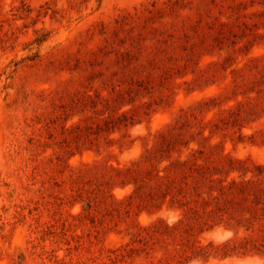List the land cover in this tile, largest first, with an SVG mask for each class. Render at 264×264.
Masks as SVG:
<instances>
[{"label":"rangeland","instance_id":"1","mask_svg":"<svg viewBox=\"0 0 264 264\" xmlns=\"http://www.w3.org/2000/svg\"><path fill=\"white\" fill-rule=\"evenodd\" d=\"M260 163L264 0H0V264H261L148 227Z\"/></svg>","mask_w":264,"mask_h":264},{"label":"trees","instance_id":"2","mask_svg":"<svg viewBox=\"0 0 264 264\" xmlns=\"http://www.w3.org/2000/svg\"><path fill=\"white\" fill-rule=\"evenodd\" d=\"M189 156L184 158L177 157L173 162L169 163V167L174 166L180 170L188 169L192 171V164ZM240 163V162H239ZM132 165V164H131ZM168 165L164 166V170ZM169 169V168H168ZM117 174H127L135 171L132 166H122L115 168ZM153 173L149 179H155V183L159 186L165 184L168 178L166 173L160 174L159 169H153ZM247 172H251L246 176ZM137 182V179H133ZM143 180V179H142ZM211 182L209 188L205 191L196 193L195 197L189 196V200H184L179 206H185L186 210L193 213V219L185 222L187 211L185 207L181 208V215L176 222L172 224L164 223L162 219L157 218L148 227L156 230L157 225H163L166 234L178 227L180 224L187 225L185 229L187 234L192 236L189 231L194 227V222L200 223L196 227V232L201 233L204 230L212 228L215 224H222L225 228L231 229L233 235L220 243H214L208 240L206 243L200 240L189 241L186 238V245L195 253L193 257L206 260L208 256H243L246 254H259L264 256V163L253 165L252 169H244L238 178H214L210 177ZM186 184V182H185ZM187 185V184H186ZM167 193H164L165 196ZM177 194H180L179 200L186 197L187 191L184 186L179 187ZM212 200L215 204H211ZM191 201L194 204H191ZM183 204V205H182ZM186 204V205H185ZM201 205L202 215L198 213L197 205ZM172 206V205H171ZM204 215L206 218H203ZM217 216V223H207L209 218ZM204 224H207L204 226ZM146 229V227H143ZM242 234H239V230ZM261 238V239H260ZM123 255V253H120ZM261 264H264L261 263Z\"/></svg>","mask_w":264,"mask_h":264}]
</instances>
